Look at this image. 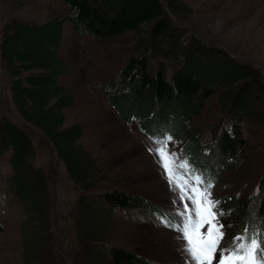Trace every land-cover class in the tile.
Listing matches in <instances>:
<instances>
[{
	"label": "trees",
	"instance_id": "trees-1",
	"mask_svg": "<svg viewBox=\"0 0 264 264\" xmlns=\"http://www.w3.org/2000/svg\"><path fill=\"white\" fill-rule=\"evenodd\" d=\"M164 1L59 0L61 9H49L44 20L12 18L4 23L0 71L10 116H0V162L6 164L0 174V202L5 204L7 199L22 209L27 261L51 264L45 250L47 222L53 215L49 186L54 170L51 163L46 169L35 163V139L50 143L70 180L84 190H95L94 159L78 141L81 126L77 122L65 125L64 109L74 102L72 87L62 81L71 70L60 55L66 22L75 32L101 40L132 33L133 51L120 72L116 71L113 100L122 108L145 113V119L155 120L159 113L164 124L173 125L177 132L181 129L190 161L200 163L211 156L214 138L218 155L227 161L223 172L241 177L240 168L251 161L254 164L256 155L243 153L239 127L264 129L261 71L182 28L178 20L191 10L183 0ZM208 105L217 114L197 133L190 127V116ZM207 173L216 177L217 171L207 169ZM255 187L250 194L241 190L221 199L222 205L231 208L230 218L225 219L226 240L242 235L245 228L264 226V175ZM79 201L83 228L96 243L88 245L77 264H156L128 248L102 243L114 210L140 204L137 197L107 189ZM254 201L259 221L248 210Z\"/></svg>",
	"mask_w": 264,
	"mask_h": 264
},
{
	"label": "rangeland",
	"instance_id": "rangeland-1",
	"mask_svg": "<svg viewBox=\"0 0 264 264\" xmlns=\"http://www.w3.org/2000/svg\"><path fill=\"white\" fill-rule=\"evenodd\" d=\"M183 1L191 10L178 20L182 28L204 42L223 49L234 58L258 68L264 78V0ZM52 8L61 9L59 0H0V31L4 23L12 18L31 22L44 20L48 10ZM132 51V33L101 40L91 34L75 32L69 22H66L60 55L71 70L62 81L72 87L74 102L64 109L65 125L74 122L80 124L81 136L78 141L94 159L96 182L93 185L95 190H84L70 180L50 143L35 139V163L45 169L51 163L54 170L49 186L53 215L47 222L45 250L48 254L45 259L51 264H77L88 245L96 243L90 241L81 223L79 199L107 189L132 194L141 203L114 210L110 223L106 222L108 230L102 241L104 245L128 248L156 264H185V257L177 240L179 233L165 227L158 214L183 210L184 203L189 205V209L193 205L190 200L178 199L177 192L170 188L157 159L149 151L150 146H155L151 142L156 138L171 135L173 140L168 149L176 153L179 158L177 162L187 159L195 174L202 175L205 180L211 179L214 184L210 190L212 198L220 201L215 210L226 211L228 218L231 208L222 205L221 199L241 190L250 194L264 175L263 128L240 125L239 136L245 142L243 153L256 156L254 164L251 161L240 168V173L244 172L243 176L236 174V177L233 176V171L223 172L227 161L218 155L214 138L210 145L211 156L195 163L189 159L187 138L183 136L181 129L179 132L175 129L176 133L173 125L169 126L164 124V120L161 121L159 113L155 120L145 119L147 115L138 112V109L127 110L114 102L116 71L120 72L119 69H122ZM118 87L120 88V84ZM8 112L6 83L4 74L0 71V116H10ZM216 114L213 106L208 105L206 110L190 116V127L197 133L201 132L207 128V124L214 121L210 117ZM200 115L208 121L204 122ZM208 134L206 131L207 136L210 135ZM5 165V160H2L0 174ZM207 169L217 171L216 177H210ZM186 179L195 185L191 174ZM198 187L203 188V185ZM0 194H3L1 190ZM256 206L254 201L248 209L251 216L255 217L254 220L259 219L257 214L260 215ZM23 219L19 203H9L7 199L5 204L0 202V222L3 225V232L0 234V264H38L26 260ZM169 219L177 222L180 217L176 215ZM218 219L224 225L222 230L226 233L225 219ZM201 231L206 232V226ZM218 257L219 253L217 259Z\"/></svg>",
	"mask_w": 264,
	"mask_h": 264
},
{
	"label": "snow or ice",
	"instance_id": "snow-or-ice-1",
	"mask_svg": "<svg viewBox=\"0 0 264 264\" xmlns=\"http://www.w3.org/2000/svg\"><path fill=\"white\" fill-rule=\"evenodd\" d=\"M172 140L171 135L156 138L151 142L155 146H150L149 151L157 159L170 188L177 192L178 199L190 200L193 205L189 209V205L184 203L183 210L158 214L165 227L179 233L177 240L180 242L185 264H214V261L216 264H264V226L245 228L242 235L235 236L230 241L225 240L222 230L224 225L218 219L224 213L215 211L220 201L214 200L210 191L214 187L213 182L195 174L187 159L177 162L179 158L176 153L168 149ZM189 174L195 185L186 179ZM199 185H203V188L198 187ZM176 215H179V221L169 219ZM205 226L206 232H202Z\"/></svg>",
	"mask_w": 264,
	"mask_h": 264
},
{
	"label": "water",
	"instance_id": "water-1",
	"mask_svg": "<svg viewBox=\"0 0 264 264\" xmlns=\"http://www.w3.org/2000/svg\"><path fill=\"white\" fill-rule=\"evenodd\" d=\"M164 7H165V9H166L167 11H169L168 8H167L166 6H164Z\"/></svg>",
	"mask_w": 264,
	"mask_h": 264
}]
</instances>
